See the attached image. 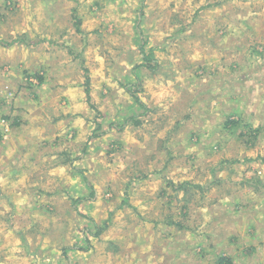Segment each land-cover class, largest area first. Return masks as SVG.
<instances>
[{
    "label": "rangeland",
    "instance_id": "1",
    "mask_svg": "<svg viewBox=\"0 0 264 264\" xmlns=\"http://www.w3.org/2000/svg\"><path fill=\"white\" fill-rule=\"evenodd\" d=\"M6 61L0 135L41 141L37 105L69 100L45 98L58 76L108 131L63 156L43 206L16 210L25 232L0 234V260L264 264V0H0Z\"/></svg>",
    "mask_w": 264,
    "mask_h": 264
},
{
    "label": "crops",
    "instance_id": "2",
    "mask_svg": "<svg viewBox=\"0 0 264 264\" xmlns=\"http://www.w3.org/2000/svg\"><path fill=\"white\" fill-rule=\"evenodd\" d=\"M64 34V32L60 34L63 35L62 38H66ZM7 61L0 64V67L11 63ZM73 62L75 65L76 61L73 60ZM44 63H49V60L45 59ZM49 77L52 76L49 75ZM46 83H48L50 87V89H48L50 93L45 98H68L69 100L58 104L59 107L54 108L53 112H43L44 104H41V106H39V104L37 105V109H39L38 112L32 113L31 116L33 119H37L38 124L36 126V131L41 141L35 140L33 137L34 133L32 132L26 136V140L25 138L21 139L20 137H16L15 134L17 133V129L12 128L13 126L9 129L8 125H6L7 128L5 129L7 132L0 135V234H3L4 241L8 244L12 243L10 246L13 247L18 246V235L25 232L23 229L17 228L14 224L15 219L13 216L16 215V210H20L19 213L23 210L25 211L26 208L35 210L37 209L36 207L43 206L41 203L44 202L46 197L52 198L55 193L51 195V192H46L48 188L44 180L49 179L55 174L57 175L59 171L64 170L65 165L71 166L69 162L62 160L63 156L68 160L70 159L71 163L75 156L81 159L85 157L89 158V155H85V153L88 152L86 139L90 137L89 131L91 122L89 120L92 119V108L90 104L88 107L86 98V103L83 100L80 101L75 99L84 97H79L77 93L74 94L73 91H70V89L74 87V81L72 79H60L58 76L52 79L51 82L48 81ZM88 98H90V96ZM126 99L127 100L124 102H126L128 106H132L133 110L136 104H133L131 98ZM92 100L93 99L90 98V102L95 109L101 111L98 108V102L97 105H94L93 103L96 102ZM102 100H104V102L108 101L109 104H117V98H110L107 91H104ZM55 101L54 99L50 106H53L54 103H56ZM39 102L43 103V101ZM119 104H117V106H119ZM11 105L16 106L13 103ZM120 105L122 106V104ZM112 119L115 120L114 115H112ZM80 120L83 121V124L80 123ZM0 124L3 125L2 121ZM86 124L88 126V131L87 127H85ZM32 126L33 125H29V128ZM45 126H47L46 130ZM25 128L26 126L23 132ZM44 133L47 134L44 135ZM35 138H37V136H35ZM118 139H116L115 142L113 138L107 141H110L109 145L111 150L116 149L117 145L120 144ZM72 142L75 144L71 145ZM44 168L46 170L48 169L45 173L42 172ZM76 171L77 174L72 172L73 176H78V172H81L77 169ZM138 182L139 180H135L132 182V185H136ZM113 183L114 182H111L112 185ZM54 197V201L59 200L56 196ZM37 201L40 202L38 205H36ZM3 218H5L7 223H5ZM5 247L6 244L2 249ZM6 261L7 260H0V264H16V260ZM160 261L161 260L153 261L152 264H160Z\"/></svg>",
    "mask_w": 264,
    "mask_h": 264
},
{
    "label": "trees",
    "instance_id": "3",
    "mask_svg": "<svg viewBox=\"0 0 264 264\" xmlns=\"http://www.w3.org/2000/svg\"><path fill=\"white\" fill-rule=\"evenodd\" d=\"M18 42H21V41H18ZM135 69H137V68H135ZM135 74H136V72H135ZM135 74H134V76L137 77ZM87 96H88V94H87ZM86 101L89 104L90 98H86ZM134 101H136V103L139 105L140 108H145V112H147V109H146L145 105L141 101H139L138 99H135ZM90 107L92 108V106H90ZM93 108H94V106H93ZM92 122H93V120H92ZM103 123H105V122L101 118L95 119V123L94 122L91 123L92 126H94V128L92 127L93 130H92L91 136L89 137L90 140H93L92 137H95V136L98 137L104 131L105 132L108 131L107 129L106 130L103 129ZM12 125H13V123H12ZM144 177L145 176H141L140 173H137L136 176H135V179L138 178L136 180H140V179H142ZM178 188H183L182 184L179 185V187L177 186V190H178ZM82 240H84V239H82ZM217 264H234V262L232 260H230L228 257L222 256V257H219L217 259Z\"/></svg>",
    "mask_w": 264,
    "mask_h": 264
}]
</instances>
